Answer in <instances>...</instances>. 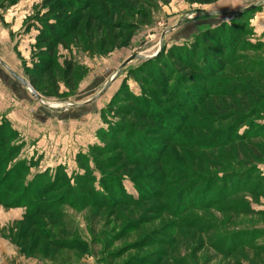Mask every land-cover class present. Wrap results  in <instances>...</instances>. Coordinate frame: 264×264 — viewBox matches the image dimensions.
<instances>
[{"label": "rangeland", "instance_id": "obj_1", "mask_svg": "<svg viewBox=\"0 0 264 264\" xmlns=\"http://www.w3.org/2000/svg\"><path fill=\"white\" fill-rule=\"evenodd\" d=\"M49 1L0 0V264H260L264 96L216 92L244 66L255 70L247 77L259 88L264 0H74L60 16L69 31L50 46L35 39ZM245 12L250 30L234 40L231 63L218 76L220 66L200 68L209 86L192 87L203 95L190 92L196 102L182 112L180 89L175 96L157 79L180 73L163 56L194 47L198 56L203 34ZM227 35L230 44L235 38ZM43 62L48 69L36 72ZM137 68L147 73L141 82L126 79ZM195 73L180 79L189 83ZM140 93L135 109L130 95ZM157 113L166 125L157 124ZM242 114L248 118L238 125ZM120 145L136 152L134 164ZM229 236L232 248L244 240L248 247L219 253L212 245L228 249Z\"/></svg>", "mask_w": 264, "mask_h": 264}, {"label": "trees", "instance_id": "obj_2", "mask_svg": "<svg viewBox=\"0 0 264 264\" xmlns=\"http://www.w3.org/2000/svg\"><path fill=\"white\" fill-rule=\"evenodd\" d=\"M70 3L66 2L65 0H51L49 1V3H45L47 6V9L45 10V12L37 19V33L35 35V39L37 40L38 43L40 44H47V45H54V44H59L61 41V37L63 34H65L66 32L69 31V29H66V31H64V29H62L66 24H68L67 22H64L63 20L60 19L61 16V11L67 7V6H76L75 5V1L73 0H67ZM131 3L137 4V1L135 0H128ZM160 1H164L167 2L169 0H160ZM192 1H198V0H192ZM203 2L205 0H202ZM54 13H56L54 15ZM248 13V12H247ZM246 12L243 14H239V15H235L232 16V18L230 19V22L228 24L222 23L218 26H215L216 29H214V35L211 37L205 34H203L201 36V40L203 42V47H200V54L198 56L194 55L197 52L195 47L194 48H190L189 50L183 48L181 49V51H176L178 50L177 48H173V49H169L165 56H163L164 58L170 60V61H174L175 65L177 66L178 70H180V73L176 70L173 71L172 73H170V77L171 79H169L168 74L166 75V72H163V74H158L157 75V79L161 80V84L162 87L165 86H169L170 91L173 92L172 94H175V92L177 91V89H180L181 93H176L175 96L178 99H181V101L184 103V105L182 107H180L181 110H183L182 112L188 113L187 111L190 109L187 105H188V101L190 100V104L195 103L196 99L194 96H191L189 98L190 95H192V93L194 92L197 95H203V93L201 91H198V89H194V86H198L200 85L202 88H205L206 86H209L208 81H205V79L203 78V76H200L199 72H202L201 69L203 70V72L205 71V73L209 70V68L214 65L216 68H218L220 66V68L218 69V71H216L213 75L218 76L219 73H223L224 72V68L227 64H230L229 62H227L226 60H228L226 57H228L229 55V50L232 49H236V42L234 43V40H237L240 35L242 30H250V27H247L248 29H243L244 26V20L247 17V19H249V15ZM75 21V20H73ZM67 26V25H66ZM69 28V27H68ZM226 33L228 34V38H232L234 37L235 39L231 40L230 44H227L226 41H224L223 39V34ZM227 44V45H226ZM191 47V46H190ZM207 47V48H206ZM245 51H248L245 50ZM189 54L191 55V57L189 56ZM194 55V57H192ZM160 56V55H159ZM159 56H157L153 61H157L159 59ZM224 57V58H223ZM199 58V59H198ZM199 62H203V64H201V66L197 65L198 61ZM215 63H217V65H215ZM48 62H43L42 64H39L37 69H35L36 72H39L41 70V68L43 67L44 70L48 69ZM161 65V64H160ZM212 65V66H211ZM192 68H196V76H199L198 79L192 78L189 80V83H187L188 81H184L181 80V74H186L187 72L189 73V70ZM201 68V69H200ZM246 67L244 66V68H237L235 67L234 72H230L229 75H231L233 78H235V80H231L230 83L226 82L225 84L223 83V85H219L217 83V88L222 87L220 90L222 91H218L216 92V94H222V95H227L228 93H233L236 94L238 90H240L242 93H247L248 90L251 91L250 94L252 93V96H258L259 94H262V96H264V67H263V73H258V80L256 81L257 85L259 86V88H257V91H253V84L254 82L251 80V77H247L252 75L255 70L252 69H245ZM71 71H72V64L69 62L66 65V68L63 72V77L65 78L66 82L69 83L72 81V76H71ZM136 71V72H135ZM130 71L126 77V79L130 78H136L138 81L141 82V80L139 79V77H142L144 74H147L144 71H140L139 68ZM223 71V72H222ZM235 71L237 73H235ZM184 76V75H183ZM212 76H208L205 78H211ZM126 81V80H125ZM124 83V81H123ZM189 84H192L193 86H190ZM188 87V88H187ZM194 87V88H192ZM241 88V89H240ZM190 90V91H188ZM178 92V91H177ZM192 92V93H190ZM187 93V94H186ZM179 94V95H178ZM199 95V96H200ZM247 95L244 94L242 95V98H246ZM226 97V96H224ZM131 98V104L134 106V108H138L139 104L137 105V103L140 100H144L145 97L143 95V93H140V95L135 96V95H130ZM141 98V99H140ZM246 99L244 100V102H246ZM264 100V98H263ZM119 102H123V100H120ZM118 106V104H117ZM235 108L236 106L234 104L231 105V108ZM248 110V108H247ZM154 112V111H153ZM229 112V111H228ZM247 112V111H246ZM159 115V117L156 119V121L158 122L157 124L161 125L164 124L166 125V120L167 118L163 115H161V113H157L156 116ZM248 118V114H242L241 116H237L235 117V122L239 124H244L246 122ZM180 122V120H178ZM164 122V123H163ZM167 127V126H166ZM162 130V129H161ZM124 132V130H123ZM162 136V135H161ZM108 137V136H107ZM130 135H127V138H129ZM6 139V135L3 134L0 137V141L1 140H5ZM165 143L167 141H164ZM3 145V144H2ZM1 145V146H2ZM142 146V145H141ZM148 146V145H147ZM146 144H144L143 148L147 147ZM155 147H152L150 149H148V153H151V155H153V159H155V161L158 160L159 158V153H157L156 156H154V152H155ZM119 151L124 152V156L125 159L127 160V162H129L130 164H134L137 161V157H136V152L133 150L132 147L129 148H125V147H119ZM130 152H132L130 154ZM124 158V157H123ZM158 163V161L156 162ZM124 169L123 167H118L116 170V172H120V170ZM155 173V172H154ZM136 175H142L140 173H137ZM136 175L133 176V180L135 178V180H137V178L135 177ZM120 178V177H119ZM119 178H114V179H119ZM123 178V177H122ZM152 178L156 179V177L154 175H149L147 177V180H151ZM134 180V181H135ZM193 181H199L193 179ZM102 186L105 182V180L102 178L100 180ZM118 182V181H117ZM225 182V181H223ZM238 182V179L235 181ZM119 183V182H118ZM224 184V183H222ZM52 185V183H51ZM121 186V185H120ZM239 189L238 187H236L234 190ZM102 190H106L105 187L102 188ZM240 190V189H239ZM225 193H227L226 191H224ZM100 193V192H99ZM118 195L120 193H117ZM100 195V194H99ZM228 196H230V193L228 194ZM216 201V200H215ZM201 228H199L200 230ZM240 229H236L235 231L230 232V235H234L235 233H238ZM232 233V234H231ZM231 236H229L228 238H225L227 241H230L229 243H227L228 249H221V248H217L216 245H212L215 249H217V251L223 255H230L232 254L233 251H235L237 248H242V249H246L247 246V241H240L236 246H234L232 248L233 242L230 238ZM221 239V237H218V240ZM213 244V243H212ZM182 260V259H180ZM260 264H264V259L261 260Z\"/></svg>", "mask_w": 264, "mask_h": 264}, {"label": "water", "instance_id": "obj_3", "mask_svg": "<svg viewBox=\"0 0 264 264\" xmlns=\"http://www.w3.org/2000/svg\"><path fill=\"white\" fill-rule=\"evenodd\" d=\"M181 22H182V21H179L175 26H177V25H178L179 23H181ZM135 56H136L135 54L131 55V56H130V57L124 62L123 66L126 65L129 61H131V59H133V57H135ZM118 75H119V71L116 72V73L110 78V80L116 78ZM110 80H108V81L105 83V85L103 86V88L101 89V91H99V93H98L97 95H95V96L92 97L91 99L87 100L86 102H92V101H94V99L97 98L98 95L104 93L105 90H106V88H107V86H108V84H109V82H110ZM24 82H25V81H24ZM34 95H35V96H39L37 93H34ZM39 97H40V96H39ZM41 103H43L44 105H46V106H48V107H50V108H54V107H51L48 103H45L43 100H41Z\"/></svg>", "mask_w": 264, "mask_h": 264}, {"label": "crops", "instance_id": "obj_4", "mask_svg": "<svg viewBox=\"0 0 264 264\" xmlns=\"http://www.w3.org/2000/svg\"><path fill=\"white\" fill-rule=\"evenodd\" d=\"M257 12H258V11H257ZM257 12H256V13H257ZM256 13L254 14V17H256ZM262 30H264V28H263Z\"/></svg>", "mask_w": 264, "mask_h": 264}]
</instances>
